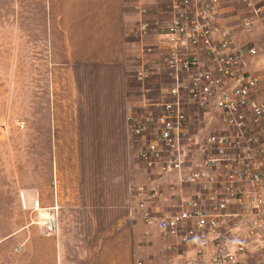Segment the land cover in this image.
I'll use <instances>...</instances> for the list:
<instances>
[{
	"label": "crops",
	"instance_id": "1",
	"mask_svg": "<svg viewBox=\"0 0 264 264\" xmlns=\"http://www.w3.org/2000/svg\"><path fill=\"white\" fill-rule=\"evenodd\" d=\"M13 1L19 2L21 11L13 16L71 21L61 42L68 57L62 62L53 59L49 65L47 102L39 112L45 121L31 129L37 157H20L23 182L6 191V201H0L10 204L11 213L0 229V264H92L91 260L136 264L132 249L140 255L149 252V243L154 242L160 246L155 255L169 252V244H164L168 238L158 231L146 228V235L137 234L141 223L136 222L134 192L148 178L138 159L141 142L129 128L130 118L147 110L145 101L151 93V87L136 81V72L141 65L154 69L162 47L153 33V41L143 48L141 34L130 23L145 17L148 10L157 16L170 14L168 5H161L169 0ZM220 1L219 26L236 44L258 49L242 66L258 78V93L264 99L262 8L249 24L228 27L222 19L231 14L233 0ZM248 1L252 0H242L244 5ZM110 18L121 19L119 27L110 26ZM56 34L60 30L48 34L45 48L60 44ZM147 52L154 54L156 63L144 61ZM46 218L53 219L50 232L41 225ZM128 228L133 232H118Z\"/></svg>",
	"mask_w": 264,
	"mask_h": 264
},
{
	"label": "built area",
	"instance_id": "2",
	"mask_svg": "<svg viewBox=\"0 0 264 264\" xmlns=\"http://www.w3.org/2000/svg\"><path fill=\"white\" fill-rule=\"evenodd\" d=\"M169 2L166 25L136 30L141 37L156 33L162 43L156 67L141 65L136 81L146 83L162 67L172 83L160 100L146 98L147 115L130 118L148 178L134 192L137 216L180 243L186 258L251 264L253 250L264 248V99L242 64L258 49L236 44L219 26L220 0ZM146 197L162 205L148 211ZM171 200L180 212L170 211ZM41 225L50 232L53 219Z\"/></svg>",
	"mask_w": 264,
	"mask_h": 264
},
{
	"label": "rangeland",
	"instance_id": "3",
	"mask_svg": "<svg viewBox=\"0 0 264 264\" xmlns=\"http://www.w3.org/2000/svg\"><path fill=\"white\" fill-rule=\"evenodd\" d=\"M224 1L226 2V0ZM165 4L168 7L170 6V2L161 3V5ZM244 4L242 0H233V3H231L232 12L230 11L232 15L229 13L227 17L222 19L228 27L237 26L242 21L258 16L261 11L255 14L254 9L262 8L261 13L264 14V0H252L249 7ZM18 5L19 2L13 0H0V201H6V191H12L11 187H18L23 182L20 157H37V146L32 144L36 143V137L33 138L35 131L32 132L31 129L32 127H37L39 120L45 121L43 116H39V112L41 108L43 109L46 106L47 102L45 95L50 85L49 65L53 59L61 62L65 61L69 52L62 48L61 42L66 40L71 19L13 16L14 14H21ZM150 5H152L151 7L157 6V4ZM147 15H154L155 17ZM147 15L136 20L133 19L132 21H135L130 23L131 28L138 29L143 24L152 28L153 23L156 22L164 26L171 18L167 14L157 16L149 10ZM120 20L118 18L108 19L110 26L115 24L116 28L119 27ZM55 26L59 29L55 28ZM45 28L46 30L49 29L48 31L51 34H54L55 30H60V35L56 34L54 38L55 41L60 43L58 44L59 46L56 45V48H45L48 44V34L51 36L50 33H44ZM153 37L152 33L142 37V47H149ZM146 54L145 62L148 61L149 64L156 63L152 52H147ZM159 69L161 72L152 76L146 82L147 86L145 83L141 85L142 87L152 88L153 91L150 94V98L153 101L160 100L163 95V89L172 85L170 81L163 77V68L159 67ZM145 115L147 114L143 111L141 117ZM23 131H25L24 137L22 136ZM165 195L166 191H162V197ZM142 203L146 204L148 211L149 208L156 209L162 205L158 197H146ZM176 203V200L169 202V205L172 206L170 211L174 213L181 211L177 208L173 209V205ZM7 207H10V204H0V229L3 227L5 219L11 216ZM136 222L141 223L136 227L138 229L137 234L146 235L147 229L142 220L137 218ZM129 229H123L124 231L120 230L118 232H133L132 228L131 230ZM164 244H169L168 249L170 250L165 254L160 252L159 256L154 254V252L159 254L160 246L156 242L149 243V246H151L149 252H140V255L138 249L133 248V260H137L136 264H159L156 261H162V264H182L183 262L187 263L189 260L196 264H208V258L202 260H199L196 256L186 258L183 246L180 243H174L172 239H166ZM97 251L94 255H96ZM174 256L178 258L171 262ZM248 262L251 264H264V248H255L252 255L249 256ZM91 263L93 264L92 260Z\"/></svg>",
	"mask_w": 264,
	"mask_h": 264
}]
</instances>
